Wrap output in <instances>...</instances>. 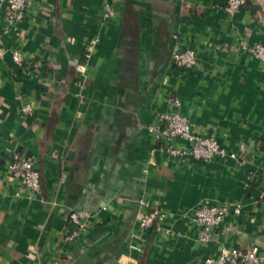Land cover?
<instances>
[{"label": "crops", "instance_id": "1", "mask_svg": "<svg viewBox=\"0 0 264 264\" xmlns=\"http://www.w3.org/2000/svg\"><path fill=\"white\" fill-rule=\"evenodd\" d=\"M34 1L8 30L0 4V264H198L230 246L264 253V60L243 48L264 44V0L234 14L227 0ZM175 42L195 50L193 66L173 64ZM173 97L238 159L150 155L147 125ZM17 154L35 156L37 196L9 174ZM224 201L240 212L199 242L193 209ZM153 207L166 217L141 231L138 217ZM77 208L97 215L67 241Z\"/></svg>", "mask_w": 264, "mask_h": 264}, {"label": "built area", "instance_id": "2", "mask_svg": "<svg viewBox=\"0 0 264 264\" xmlns=\"http://www.w3.org/2000/svg\"><path fill=\"white\" fill-rule=\"evenodd\" d=\"M34 0H0V4H6L7 12L4 15L6 29L15 27L24 20L28 9ZM246 0H227L225 10L229 14L238 12ZM106 15L114 14L111 4L105 6ZM6 30V31H7ZM96 40L88 41L84 56L87 58L92 51ZM243 48L253 57L264 60V44L255 43ZM12 58L16 63L23 59L18 49L12 50ZM171 60L179 68H189L196 63V52L191 48L182 47L175 42L171 51ZM77 71L83 72L85 65L78 64ZM173 109L165 113H157L154 120L147 125L149 136L153 142L149 150L150 155L157 151L164 153L174 160H182L185 156H191L195 160H211L213 158L238 159L235 152H228L221 146L214 136L202 135L196 126L179 110L180 100L171 98ZM32 105L25 102L20 111L24 115L32 114ZM242 147V146H241ZM33 154H17L7 164L11 177L18 180L28 197L37 196L40 193V173L35 165ZM107 204L101 206L106 210ZM240 205L228 201L204 202L193 209L192 219L197 225L196 239L201 243L214 241L218 235V227L225 215L232 212L239 213ZM97 211L89 208L72 209L67 214L69 230L65 240L73 241L83 233L89 221L96 217ZM166 217L157 207L147 208L138 217V227L141 231L158 229L160 222ZM198 264H264V253L257 246L241 248L237 246L222 247L215 256H208Z\"/></svg>", "mask_w": 264, "mask_h": 264}]
</instances>
